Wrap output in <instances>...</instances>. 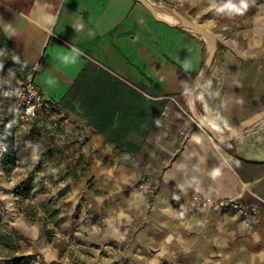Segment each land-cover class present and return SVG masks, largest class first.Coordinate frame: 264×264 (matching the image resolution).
Segmentation results:
<instances>
[{
  "label": "crops",
  "instance_id": "obj_1",
  "mask_svg": "<svg viewBox=\"0 0 264 264\" xmlns=\"http://www.w3.org/2000/svg\"><path fill=\"white\" fill-rule=\"evenodd\" d=\"M166 2L219 33L206 4L198 11V0ZM0 33L24 67L35 68L34 82L66 133L111 152L115 139L97 123L139 147L121 156L138 169L149 160L158 175L152 225L166 247L180 223L188 264H264V125L217 141L194 120L187 94L207 53L201 36L156 20L136 0H0ZM231 38L235 47L218 37L194 95L198 113L221 134L264 109V56ZM223 198L260 214L246 220L202 206Z\"/></svg>",
  "mask_w": 264,
  "mask_h": 264
},
{
  "label": "rangeland",
  "instance_id": "obj_2",
  "mask_svg": "<svg viewBox=\"0 0 264 264\" xmlns=\"http://www.w3.org/2000/svg\"><path fill=\"white\" fill-rule=\"evenodd\" d=\"M198 2L195 9L206 4L216 32L264 56V0ZM27 71L0 33V133L7 134L0 157V264H188L185 226L178 223L165 237L166 247L159 225H152L158 175L149 160L138 169L116 147L109 152L78 140L49 106L40 120L16 117L4 91Z\"/></svg>",
  "mask_w": 264,
  "mask_h": 264
},
{
  "label": "built area",
  "instance_id": "obj_3",
  "mask_svg": "<svg viewBox=\"0 0 264 264\" xmlns=\"http://www.w3.org/2000/svg\"><path fill=\"white\" fill-rule=\"evenodd\" d=\"M157 10L162 13H170L175 16L174 8H166V0H161V7L155 6V2L148 0ZM166 10L168 12H166ZM176 17V16H175ZM35 68L27 71L26 79L23 82L15 83L4 91V95H10L14 103V114L23 120L37 121L47 114L48 104L34 82ZM7 134L0 133V157L7 150ZM202 206L213 211L231 212L238 214L243 219H257L260 211L253 206H246L232 198H223L215 201H202Z\"/></svg>",
  "mask_w": 264,
  "mask_h": 264
},
{
  "label": "water",
  "instance_id": "obj_4",
  "mask_svg": "<svg viewBox=\"0 0 264 264\" xmlns=\"http://www.w3.org/2000/svg\"><path fill=\"white\" fill-rule=\"evenodd\" d=\"M136 1L141 3L144 7H146L152 13V15L154 16L156 20L173 25V26L179 25L184 28H187L188 30H191L195 34H198L199 36H201L207 42L208 47H207V53H206L204 62L201 68L199 69L198 73L195 75L194 80L187 94L188 109L190 110V113L192 114V117L194 118V120L197 122V124L201 128H203L215 140L224 141L225 139L229 138L232 134L242 131L248 127H251L264 119V109H262L256 112L255 114H253L252 116H250L249 118L243 120L236 126L230 128V130L227 133L219 134L216 127L208 123L205 120V118L202 117V115L198 113L194 105V95L198 89L200 81L208 73L212 65L214 54H215L217 43H218V37L212 32L208 31L201 24L196 23L190 20L189 18H186L185 16L178 13L177 11L174 12L177 18V22H172L169 19H167L163 14L158 12V10L148 0H136Z\"/></svg>",
  "mask_w": 264,
  "mask_h": 264
},
{
  "label": "trees",
  "instance_id": "obj_5",
  "mask_svg": "<svg viewBox=\"0 0 264 264\" xmlns=\"http://www.w3.org/2000/svg\"><path fill=\"white\" fill-rule=\"evenodd\" d=\"M3 37V36H2ZM6 45L8 46L9 50L10 47L6 41V39L3 37ZM11 51V50H10ZM17 62L22 65V62L17 59ZM23 66V65H22ZM71 96L68 99L67 103H66V107H68V109H72L71 107ZM93 128L98 131L99 133H101L106 139H115V141L113 142V144L115 145L116 149L118 152H127V153H136L139 150V147L136 144H132L130 142H127L126 140L123 141L120 136H123L121 133H118L117 136L115 134L114 131H112L110 128L104 127V126H100L97 123H94ZM128 129H133L136 130L132 127L128 128ZM120 137V139L117 141V139ZM27 216L30 217H35V214L33 212L27 211L24 212Z\"/></svg>",
  "mask_w": 264,
  "mask_h": 264
},
{
  "label": "bare ground",
  "instance_id": "obj_6",
  "mask_svg": "<svg viewBox=\"0 0 264 264\" xmlns=\"http://www.w3.org/2000/svg\"><path fill=\"white\" fill-rule=\"evenodd\" d=\"M162 14H163L167 19H169L170 21H172V22H177V18H176L174 15H172V14H170V13H162ZM215 35H216L217 37H219V38H220L223 42H225L226 44H228V45H230V46H232V47H235V41H234V39L231 38L230 36H228V35H226V34H223V33H221V32H219V33H215ZM215 127H216L218 133L221 134V132H222V128L219 127V126H216V125H215Z\"/></svg>",
  "mask_w": 264,
  "mask_h": 264
}]
</instances>
